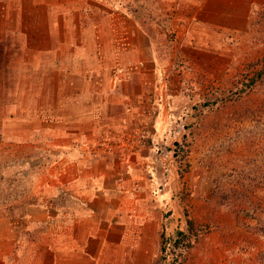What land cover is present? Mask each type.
<instances>
[{"label": "rangeland", "instance_id": "rangeland-1", "mask_svg": "<svg viewBox=\"0 0 264 264\" xmlns=\"http://www.w3.org/2000/svg\"><path fill=\"white\" fill-rule=\"evenodd\" d=\"M39 1L0 0L2 60L7 54L4 40L25 32L34 47H44L54 29L70 40L69 52L74 51L84 33L85 14L89 33L105 36L115 31L111 24L93 30V13L106 0H69L67 9L52 11L55 26ZM114 1L137 19L156 21L151 29L158 40L152 43L160 47V55L149 63L151 69L135 70L133 78L125 69L117 72L115 81L127 96H112L118 105L124 103L129 117L106 126L101 142L105 151L132 154L119 152L129 130L147 131L148 143L140 153L155 141L164 163L162 177H173L180 198L173 206L166 203L164 235L176 236L178 230L187 231L189 219L194 222V243L189 247L185 241L186 257L179 254L182 245L176 263H171V255L167 263L210 264L219 252L230 249L226 254L238 264H264V0H257L260 6L250 10L249 25L240 31L207 24L199 11L202 0ZM94 3V11L81 7ZM30 51L23 49L18 56L29 57ZM74 63L69 62L71 68ZM21 70L27 91L39 94L40 107L53 110L52 94L46 97L36 69ZM26 113L24 104L0 94V215L37 202L45 191L32 184L43 173V149L27 147L42 141L35 129L43 123L26 121Z\"/></svg>", "mask_w": 264, "mask_h": 264}, {"label": "crops", "instance_id": "crops-1", "mask_svg": "<svg viewBox=\"0 0 264 264\" xmlns=\"http://www.w3.org/2000/svg\"><path fill=\"white\" fill-rule=\"evenodd\" d=\"M39 2L49 9L51 26L56 24L52 11H63L70 4ZM259 3L202 0L199 11L211 26L240 31L249 25L250 10ZM122 6L114 0L97 4L93 30L99 25L115 27L105 36L88 32V14L83 12L85 29L73 53L70 40L54 29L44 47H34L27 32L4 40L7 54L3 60L0 56V94L27 107L26 121L43 123L35 129L42 141L27 147L43 149V173L32 184L45 191L37 202L0 215V264H160L166 203L173 206L180 199L174 179L162 177L164 163L155 141L137 155L105 151L101 142L106 126L129 117L124 103L118 105L112 96L120 92L127 96L115 81L117 72L125 69L133 78L135 70L151 69L149 63L160 55V47L152 43L158 40L151 29L156 21L137 19ZM81 7L94 11L96 5ZM23 49L32 55L19 57ZM72 61L74 68L69 65ZM158 67L155 64V73ZM21 69H36L46 97L52 94L53 110L40 107L39 94L27 91ZM228 251L219 252L210 264H238ZM208 254L206 250L205 257Z\"/></svg>", "mask_w": 264, "mask_h": 264}, {"label": "trees", "instance_id": "trees-1", "mask_svg": "<svg viewBox=\"0 0 264 264\" xmlns=\"http://www.w3.org/2000/svg\"><path fill=\"white\" fill-rule=\"evenodd\" d=\"M187 231L185 229L183 230H178L176 233V236H169L167 237L166 235L163 234V239H162V253H161V258H160V264H169L167 263V260L169 258V255L172 256V262L171 263H176L177 258L179 259V256L182 255L183 257H186V243L185 241L188 240L187 245L190 247L194 242L190 239L192 231L194 233V222L189 219L188 224H187ZM184 245L183 251H180L178 255L176 253L177 247L181 248V246ZM187 248V247H186ZM163 252H166L167 255H164ZM164 260V261H163Z\"/></svg>", "mask_w": 264, "mask_h": 264}, {"label": "built area", "instance_id": "built-area-1", "mask_svg": "<svg viewBox=\"0 0 264 264\" xmlns=\"http://www.w3.org/2000/svg\"><path fill=\"white\" fill-rule=\"evenodd\" d=\"M147 131L145 129L135 130L131 129L128 131L121 141L122 151L120 152H130V153H140L147 146ZM109 150V149H108ZM119 151V150H118Z\"/></svg>", "mask_w": 264, "mask_h": 264}]
</instances>
